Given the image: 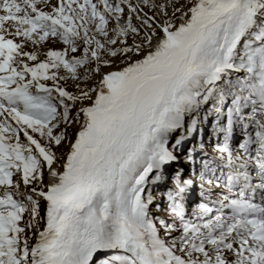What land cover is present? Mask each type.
Returning a JSON list of instances; mask_svg holds the SVG:
<instances>
[{
	"label": "snow or ice",
	"instance_id": "1",
	"mask_svg": "<svg viewBox=\"0 0 264 264\" xmlns=\"http://www.w3.org/2000/svg\"><path fill=\"white\" fill-rule=\"evenodd\" d=\"M0 264H264V0H0Z\"/></svg>",
	"mask_w": 264,
	"mask_h": 264
}]
</instances>
